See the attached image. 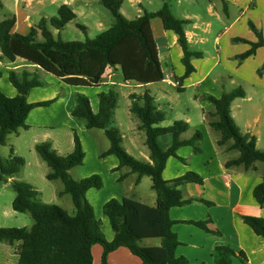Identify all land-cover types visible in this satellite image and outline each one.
<instances>
[{
	"label": "trees",
	"instance_id": "obj_1",
	"mask_svg": "<svg viewBox=\"0 0 264 264\" xmlns=\"http://www.w3.org/2000/svg\"><path fill=\"white\" fill-rule=\"evenodd\" d=\"M97 1L112 15L113 23L94 38L63 41L59 36L53 35L51 28L61 31L76 17L71 8L63 4L58 8L56 17L40 19L26 35L12 32L14 18L1 21L2 55L10 61L16 58L23 59L71 86H98L108 68L120 71L125 82L140 85L158 83L163 80L164 74L150 21L159 18L164 30L172 31L177 36L182 51L181 63L184 74L177 85L180 90V82L194 72L190 59L201 57L200 53L189 50L184 32L187 21L173 17L166 4L156 12L145 11L138 18L128 20L120 13L124 0ZM221 1L226 12V0ZM249 26L256 35L257 41L241 40L249 45V49L238 56L241 60L247 59L258 48L264 47V39L260 33L252 24ZM77 27L85 31V27L81 25ZM9 81L16 89L17 95L7 97L0 90V145H5L9 134L27 128L26 119L33 108L48 107L56 100L32 104L27 102L28 92L34 87L42 86L37 77L29 78L24 75L20 78L10 71ZM244 96L243 90L236 88L221 93L219 98L206 97V100L213 104L214 115L218 117L217 121L210 123V126L221 134L218 145L231 140L232 144L229 148L239 153L236 159L225 163L227 168L243 165L245 169H249L255 162H261L264 167V150L260 151L256 148V138L243 134L230 114L231 103ZM130 98L132 100L130 112L141 122L140 128L146 135L145 143L150 152L151 162L139 161L122 148L119 131L111 126L113 111L118 100L115 91L109 90L98 95L97 113L92 111L85 95L77 94L71 115L80 120L88 130L96 128L104 131L110 147L100 155V158L114 155L118 160L116 169L128 167L132 173L137 174L136 183L144 176L150 178L151 189L156 195V204L151 207L126 197L107 201L102 207V213L108 219L114 233L113 239L107 241L101 232L99 221L94 216L93 208L85 197L89 189H101V178L94 174L76 181L69 175V170L83 163L84 153L77 135L74 134L73 151L66 156L57 154L47 142L37 144L35 151L51 169L46 179L61 180L64 186L63 192L70 195L76 213L71 216L57 205L45 204L38 199L37 191L29 184L21 181L13 182L15 197L12 201V209L20 214H29L33 222L29 228L0 227V242L9 244L20 242L17 264H93L91 247L94 244L102 247L99 264H107V256L117 248L128 249L132 255L140 259L141 264H190L184 257H177L175 254L179 241L171 231L174 221L169 219L168 212L172 207L199 201L194 198L183 199L179 186L186 183L202 184L203 180L194 172L187 171L172 181H166L162 172L169 157L183 162L177 156L176 150L185 144L196 148L195 142L200 139V134L196 131L190 140L179 141V135L187 129L184 122L175 121L168 127H159L165 116L157 109L149 93L144 92L139 98L135 96ZM165 134L172 135V144L168 149L162 150L157 138ZM23 165L24 160L19 156L11 154L6 160L0 157V185L4 180L15 177ZM122 179L121 176L118 181ZM253 197L259 206L264 205V182L254 188ZM242 220L257 236L264 239L262 218L243 216ZM186 223L214 235L218 234L206 227L208 222L187 221ZM150 238L159 239L160 244L140 245L142 240ZM212 257L213 264H232L233 258L246 261L242 252H236L225 245L216 246Z\"/></svg>",
	"mask_w": 264,
	"mask_h": 264
},
{
	"label": "crops",
	"instance_id": "obj_2",
	"mask_svg": "<svg viewBox=\"0 0 264 264\" xmlns=\"http://www.w3.org/2000/svg\"><path fill=\"white\" fill-rule=\"evenodd\" d=\"M0 1L2 4L0 8V22L5 19L14 18L15 23L12 32L20 35L28 34L31 27L40 19H50L54 17V14L57 15L58 8L63 4L71 8L76 16L75 19L79 16L84 18L94 17L97 13L92 4V2H96L97 0H64L66 2L63 4H58L59 0H12L11 7L7 6L6 0ZM46 1L49 2L50 6H54L55 10L45 9L44 3ZM130 1L138 2V0ZM175 3L178 15L173 11L174 15L171 14L176 19L187 21L184 25V32L189 50L200 53V59L204 56L203 52L194 50L193 46L203 45L207 41V35L212 32V28L215 26H218L221 30L215 34L214 43H217L232 28L240 26L248 27L251 30L250 24L255 27L264 39V0H226V12L223 10V2L221 0H207L205 8L202 7L200 0H175ZM145 11L142 9V12H137V18ZM156 11L158 10L146 12L153 13ZM154 19L159 18L151 19V29L152 20ZM96 24L99 28L103 27L100 20ZM162 29L160 44L154 34L153 36L157 43L159 61L164 78L158 83L146 85L125 82L120 71L108 68L103 74L98 86H71L23 59L16 58L13 61L8 60L2 55L0 48V90L5 96L15 97L17 95L16 89L9 81V72L13 71L20 78L24 75L29 78L37 77L42 83L43 87H34L28 92L26 97L28 103L32 104L56 99L48 107L33 108L26 119L27 128L19 129L17 133L9 135L18 138L22 132L30 134V151L37 144L47 142L61 156H66L73 151L74 134L77 135L84 153L83 163L69 170V174L76 181L94 174L101 178V189H89L85 197L90 205H93L94 216L99 221L100 229L105 239L111 241L114 233L108 219L102 213L103 205L110 199L121 200L126 197L136 200L133 197H129L126 191L132 189L133 186L137 188L147 177H142L136 183L137 174L132 173L128 167L124 166L116 169L118 160L114 155H107L100 158V155L110 147L109 140L106 138L104 131L96 128L86 129L80 120L72 117L71 112L75 107L77 94L85 95L90 102L92 111L97 113L99 105L98 95L100 93H107L109 90H113L119 98L117 91L122 90V95L128 101L126 105L127 112L128 114L134 115L130 112L132 102L130 97L135 96L139 98L144 92H148L154 99V104L157 109L162 111L165 116L164 121L159 124V127H168L175 121L184 122L187 125V129L179 135V141L181 142L190 140L196 131L200 134V139L195 142L196 148L192 145L185 144L179 146L176 150L177 156L183 162L177 158L169 157L162 172V176L166 181H172L187 171L194 172L203 180L202 184L186 183L179 186L183 199L194 198L199 201H193L192 203L169 209V219L174 221V224L171 226V231L177 236V240L179 241V246L175 251L176 256L184 257L190 264H213L212 256L214 248L219 245H225L245 255V262H242L239 258H233L232 264H264V239L257 236L242 220L243 216L258 217L264 220V205L259 206L253 197L254 188L264 182L263 164L261 162H255L249 169H245L243 165L225 167V163L236 159L239 153L229 148L232 144L231 140L223 145H218L217 142L221 134L210 126V123L217 121L218 117L214 115L215 108L209 101L207 103L200 102V106L202 107L201 113H198V116L195 118L187 111L185 114H180V117L175 116L168 119L161 104H164L168 99L170 100L172 96L170 91L162 85L176 88L179 92L184 90V80L187 79V86L201 84L197 88L200 92L203 90H201L202 84L208 80V72L197 80H194L192 76L196 74V69L192 65L194 72L180 82V90H178V81L184 74V67L181 63L182 51L177 41V36L172 31L164 30L163 25ZM51 31L54 36H59L60 31L53 28H51ZM251 32L254 33L252 30ZM255 38L257 39V37ZM238 39L250 41L247 40L248 36H245V39L237 35L231 38L232 42ZM252 41L255 42L256 40L254 39ZM262 48L264 47L258 48L253 55L245 60L254 57L257 51ZM161 54L163 55L164 64L167 69L163 68ZM193 59L199 58L192 57L190 59L191 64L193 63ZM262 70L263 72L259 75L260 79L264 78V69ZM152 86H157L156 91L151 92L150 87ZM252 88V96L248 98L245 96L243 98H237L231 103L230 114L243 134H249L256 138V148H259V124H261L264 115V86L254 84ZM59 91H61V94H59ZM221 93L215 87L214 96L204 92L203 94L199 93L196 98L202 99L205 95L219 98ZM245 98L248 105L243 108L239 100L244 102ZM200 106L196 108H200ZM116 108L117 104L111 120L112 127H115L113 126V120H116ZM169 110L173 111L171 106H169ZM115 123L121 136L122 148L128 153L129 150L125 148L123 140L126 138L125 133L130 131L132 136L131 138L128 137V145L132 150L138 152V156H134L135 159L143 162H151L150 152L145 143L146 135L144 130L140 128L141 122L139 119L137 117L134 120L130 119V125L126 126L124 130L121 128V123L117 121ZM157 143L162 150L168 149L172 144V135L165 134L159 136ZM16 155L18 156V154ZM50 172L51 169L46 175ZM121 176L123 179L118 181ZM14 178H8L2 183H10ZM58 180H52V182ZM127 180H130V184L128 186L129 188L125 190L124 183ZM63 190L61 188L58 190V196L61 198L65 194ZM37 193L38 199L40 200V192L37 191ZM67 195L70 196L69 194ZM71 202L65 199L66 208L63 209L69 215L73 216L76 213V209ZM138 202L144 204L141 201ZM95 204L97 205L96 208L94 206ZM155 204L156 195L154 193L151 202L145 205L153 207ZM13 212L9 214L3 211L1 215L6 218L13 216ZM187 221L208 222L206 227L218 232V234L214 235L213 233L206 232L202 228L186 223ZM31 225L25 226V228H29ZM150 239H144L140 244L144 242L145 245H149L147 243ZM0 244V263L17 264L20 242H14L12 244L0 242ZM159 244L160 240L154 246H158ZM91 253L93 264H99L102 247L94 244L91 247ZM107 264H141V261L132 255L128 249L117 248L107 256Z\"/></svg>",
	"mask_w": 264,
	"mask_h": 264
},
{
	"label": "rangeland",
	"instance_id": "obj_3",
	"mask_svg": "<svg viewBox=\"0 0 264 264\" xmlns=\"http://www.w3.org/2000/svg\"><path fill=\"white\" fill-rule=\"evenodd\" d=\"M200 1L202 7L205 8L207 0ZM5 2L7 6H12V0H6ZM64 2L66 1L59 0L58 4H63ZM92 4L94 9L97 11L96 15L89 18L79 16L74 21L69 22V24H67L66 27L59 32L60 39L64 41H83L86 37L92 39L98 35L101 30L103 31L111 26L113 23V17L109 11L100 5L98 1L92 2ZM164 4L168 6L173 15V12L178 15L175 0H138V2L125 0L122 4L120 13H122V15L128 20H132L137 18V12H142V9L146 11L159 10ZM44 8H47V10H55L54 6H50L47 1L44 3ZM53 16L56 17L57 15L54 14ZM99 20L103 27L99 28L97 26L96 23ZM77 25L86 27V30L83 32L77 27ZM152 29L155 38L158 39L160 44L163 29L159 19L152 20ZM220 30L221 29L218 26L213 27L212 32L207 35V41L203 45L193 46L194 50L203 52L204 56L201 59H193L192 65L196 69V74L192 76V79L197 80L199 77L203 76V74L208 72V80L201 86V90L203 89L205 91L202 90L199 92V90H197L201 84L196 86H187V79L184 80V90L179 92L176 88L162 85L170 91L172 96L170 100L168 99V101L166 100L164 104H161V107L163 106L162 108L167 114L168 119L175 116L180 117V114H185L187 111L191 113L193 118L197 117V114L201 113L202 107L200 106V102L207 103L208 100H206L207 95L203 96L202 99H197L196 96L199 95V93L203 94L204 92L214 96L215 87L219 93L229 92L236 88H241L245 93V97L248 98L252 96V85L261 84L264 86V78H259L260 73L263 72L262 65L264 62V48L258 50L254 57L249 58L248 60H241L238 56L245 52V50L249 48V45L241 40L234 42L231 40L233 36L237 35L243 37L244 39L245 36H248L247 40H250L251 42H253L252 40L254 39L257 41L255 38L256 36H254L255 34L252 33L248 27L238 26L232 28L230 31H227V34L223 35L217 43H214V36ZM161 59L163 62V68L167 69L164 64L162 54ZM156 89L157 86L150 87L151 92L156 91ZM121 91H117L119 98L115 111L116 120H113V126L117 128V124L115 123L117 121L121 123V128L124 130L126 126L130 125V119L134 120L136 117L132 114H128L126 108L128 101L127 98L122 95ZM60 92L61 91H59V94H61ZM246 98L244 102L239 100L243 108L248 105ZM169 106L172 107L173 111L169 110ZM197 106H200V108H196ZM259 132L260 140L258 145L259 148L257 149L264 150V115L262 117L261 124H259ZM130 133V131L125 133L126 138L123 140V144L125 148L129 150L128 153L131 156H138V152L132 150L128 145V137L131 138L132 136ZM29 137L30 134L25 132H22L18 138L13 135H9L6 139L5 145H0V157L2 159L6 160L11 156V154H18V156L24 160V165L20 168L19 173L15 176V178L10 181V183H2L0 185L1 228H22L29 226L32 223V219L29 214L13 212V216H8L6 218L1 215L3 211L8 212L9 214L13 211L11 206L15 197V193L12 189L13 182L21 181L29 184L34 190L40 192L41 195L39 194V198L43 203L54 204L60 207L62 206V208H66L65 199H68V201L71 202V198L67 194H64L63 198L58 196L59 188L63 190L64 187L61 181L58 180L56 182H52L46 179V173H48L50 169L37 154L35 148L31 151L29 150ZM129 184L130 180H127L124 183L125 190L129 188ZM126 192L129 197H133L144 204H149L154 194L151 190V180L148 177L144 180V182L137 186V188L133 186L132 189ZM94 206L95 208L97 207L96 204ZM158 242V239H150L147 243L149 245H145L144 242L141 244L145 246H154L157 245Z\"/></svg>",
	"mask_w": 264,
	"mask_h": 264
}]
</instances>
